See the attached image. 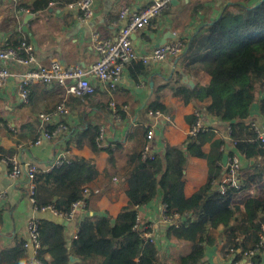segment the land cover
<instances>
[{"label":"crops","instance_id":"0c3cea01","mask_svg":"<svg viewBox=\"0 0 264 264\" xmlns=\"http://www.w3.org/2000/svg\"><path fill=\"white\" fill-rule=\"evenodd\" d=\"M34 0H3L0 4V50L18 47L23 41L33 45L37 58L43 63L52 60L66 67H89L97 59L93 35L115 39L122 27L119 13L125 7L142 9L152 0H100L96 15L88 23H82L79 15L68 9L59 8L55 2L47 11L32 12L31 9L18 10V5L29 4ZM264 0H177L151 26L136 33L133 37L138 61L127 67L116 93L98 88L96 94L85 100L67 95L58 85H35L30 89V103L24 105L18 95L21 75L24 68L9 63L15 77L8 86L0 90V154L16 155L23 164H35L39 172H46L50 163L61 153L68 151L70 159L82 157L91 160L98 177L90 186L100 191L92 196L87 206L70 220L55 217L47 213L41 219H47L63 225L64 237L70 245L79 234L80 224L90 217H111L116 219L128 206L127 183L124 178L125 155L136 149L142 151L147 142L144 125L151 122L147 111L152 104L162 103L166 113L174 119L173 125H157L156 136L152 143L153 153L161 157L167 144L180 148L188 154L189 132L195 122L194 112L199 111L196 103L188 100L189 89L196 88L208 81L209 77L198 65L189 64L188 55L195 39L205 35L209 27L217 23L226 13L238 15L242 9L257 7ZM22 12L32 13L31 18L22 16ZM182 41L185 50L181 55H168L159 63L145 65L141 58L151 54L165 43ZM3 62L0 60V66ZM179 89L186 93H179ZM66 101L70 111L67 119L69 132L56 141L44 140L40 145L34 142L40 131L37 115L52 112ZM114 101L122 111V119H117L110 105ZM201 112V110H200ZM205 126L216 131L217 138L231 142L229 126H223L219 119L206 113L201 115ZM146 120V122H144ZM251 120L262 122L259 107L255 106ZM87 129L99 130L103 134V148L92 150L81 139ZM122 142L126 152L117 159L116 173L109 174L107 149L115 142ZM80 145V146H79ZM230 146V145H229ZM211 151V143L203 146V152ZM242 173L253 172V166L262 169L261 182L251 189L238 192L233 202L244 208L249 197L264 199V156L242 155ZM207 161L198 157H189L185 174V195L191 197L207 184ZM0 192L6 198L0 204V251L13 248L27 237L26 226L32 217L33 204L29 197L28 182L23 178L14 181L10 178L6 165L0 161ZM162 202L155 200L138 209V215L144 223L154 226L156 246L165 256L164 264L175 262L179 256L190 250V244L176 240L168 235V228L161 223ZM223 227L213 231L218 238ZM205 264H240L234 249L226 241L218 240L213 246H205ZM239 252V251H238ZM261 263L264 264V247L261 249ZM45 260L52 261L45 255ZM245 260V259H244ZM69 264H83L69 257Z\"/></svg>","mask_w":264,"mask_h":264},{"label":"trees","instance_id":"16d2710c","mask_svg":"<svg viewBox=\"0 0 264 264\" xmlns=\"http://www.w3.org/2000/svg\"><path fill=\"white\" fill-rule=\"evenodd\" d=\"M79 1L34 0L18 5L17 9L36 13L47 11L53 2L64 8ZM188 59L189 64L198 65L209 79L187 90V99L196 103L201 115L206 113L219 119L223 126H229L231 142L217 138L216 131L209 127L191 137L188 154L168 144L165 154L156 156L154 161L143 160L136 149L127 152L123 172L128 186V206L116 219L104 216L84 220L70 245L64 237L63 225L42 219L39 257L45 264H69L70 256L83 264H164L165 256L158 251L156 243L144 241L140 232L133 229L138 209L157 199L167 205L169 214L188 217L179 228L167 230L169 237L190 244V250L170 264H205V246L211 247L218 240L226 241L236 251L237 262L244 261L245 253L257 247L264 234V199L249 197L242 208L233 202L235 189L222 194L213 182H221L226 174L223 164L226 152L221 150L222 145L231 149L234 143L240 155L264 156L262 144L251 129L255 106L264 118V1L257 7L242 9L238 15L226 13L205 35L194 40ZM179 93L186 91L179 89ZM150 110L166 113L162 103L152 104L147 113ZM98 133V129H87L81 135V139L85 138L82 141L95 151ZM207 142L211 143V151L205 154L203 146ZM121 152L126 151L119 141L107 149L109 174L117 172L114 167ZM189 157L207 161L208 180L195 194L186 197L184 174ZM97 177L93 162L82 157L70 159L52 172L40 171L35 179V204L69 213L72 204L83 197L84 188H92L90 183ZM262 177V169L253 166L252 173H242V189L257 186ZM221 227L222 233L214 237L213 231ZM24 242L0 251V264H28ZM46 254L52 258L50 263L44 258ZM252 261L262 264L261 252Z\"/></svg>","mask_w":264,"mask_h":264},{"label":"built area","instance_id":"2783aa9c","mask_svg":"<svg viewBox=\"0 0 264 264\" xmlns=\"http://www.w3.org/2000/svg\"><path fill=\"white\" fill-rule=\"evenodd\" d=\"M3 0H0V4ZM100 0H80L72 4L68 9L76 12L79 15V20L82 23H88L96 15L97 3ZM227 1V0H223ZM172 0H152L142 9L125 7L119 13V21L122 24L120 31L115 39L101 37L99 34H94L92 39L94 42L97 59L89 67H66L57 60H52L48 63H43L37 58L33 45L23 41L18 47L7 46L0 50V60L3 65L0 66V90L6 88L11 80L15 77L9 63L20 65L24 68L21 75V83L18 89V95L24 105L30 103V89L35 85H58L63 88L67 95L85 100L96 94L98 88L108 91L110 94L116 93L123 78L124 71L138 61L133 36L152 25L153 21L164 14L170 7ZM185 50V44L182 41L174 43H165L157 47L151 54L141 58V62L145 65L151 63H159L167 58L168 55L178 56ZM115 111L117 119H122V111L116 106L114 101L110 104ZM70 116V111L66 106V101H63L52 112L40 113L37 115L39 121V133L34 142L35 145H40L44 140L56 141L61 139L69 132L67 119ZM151 122L144 125L146 130L147 142L142 148L141 158L143 160L154 161L156 155L152 151V143L156 136L157 125H173L174 119L170 114L160 110L149 111L147 113ZM195 122L189 132V137H196L201 131L208 129L203 122L200 111L194 112ZM251 129L257 134L258 140L264 149V121H252ZM231 129L229 127V135ZM103 134L99 131L96 137V144L103 148ZM221 150L228 154V162L226 165V174L221 182H213L215 187L222 194H225L229 189H235L238 192L242 189V155L235 149L233 143L229 149L225 145L221 146ZM69 152L65 151L59 154L49 165L46 172H52L55 169L62 167L70 160ZM2 161L9 173V176L14 181L25 179L29 186V197L33 204V215L29 219L26 232L27 237L24 242L25 253L28 257V264H45L40 259V251L42 249L40 223L41 214L50 213L55 217L70 220L76 214L87 206L88 200L92 196H99L98 189L85 187L83 197L72 204L69 213L63 214L56 211L53 207L47 206L39 208L35 204L34 195L36 191L35 179L39 172L35 164H23L19 161L16 155L5 156L0 154ZM6 198L5 192H0V204ZM167 205L162 206L161 223L165 227L179 228L187 222V215L169 214ZM135 231L140 232L141 237L146 242L157 243L154 233V226L144 223L139 217L133 227ZM264 232V227H262ZM264 247V234L254 250L246 252L245 260L240 264H255L252 258L257 255Z\"/></svg>","mask_w":264,"mask_h":264},{"label":"water","instance_id":"95a60500","mask_svg":"<svg viewBox=\"0 0 264 264\" xmlns=\"http://www.w3.org/2000/svg\"><path fill=\"white\" fill-rule=\"evenodd\" d=\"M177 0H172V4H174L175 2H176ZM22 14V16L24 15V14H26V18H31L33 15H32V13H25V12H22L21 13ZM134 37V36H133ZM227 162H228V154H225V156H224V158H223V164L226 166L227 165Z\"/></svg>","mask_w":264,"mask_h":264}]
</instances>
